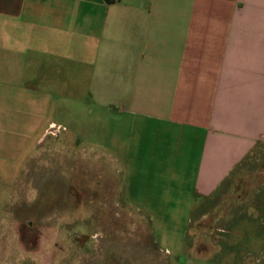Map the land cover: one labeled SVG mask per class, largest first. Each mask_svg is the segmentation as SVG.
Masks as SVG:
<instances>
[{
  "label": "crops",
  "instance_id": "obj_1",
  "mask_svg": "<svg viewBox=\"0 0 264 264\" xmlns=\"http://www.w3.org/2000/svg\"><path fill=\"white\" fill-rule=\"evenodd\" d=\"M88 102L101 110L102 154L118 142L122 172L134 174L125 188L236 194L230 243L238 252L245 237L254 254L264 238V0H0L1 109H37L38 120L68 109L75 125Z\"/></svg>",
  "mask_w": 264,
  "mask_h": 264
},
{
  "label": "rangeland",
  "instance_id": "obj_2",
  "mask_svg": "<svg viewBox=\"0 0 264 264\" xmlns=\"http://www.w3.org/2000/svg\"><path fill=\"white\" fill-rule=\"evenodd\" d=\"M1 108L0 264H264V238L254 254L245 237L238 252L231 246L236 194L196 200L161 183L125 188L134 174L122 172L118 142L102 154L95 105L74 109L75 125L68 109L38 120L37 109Z\"/></svg>",
  "mask_w": 264,
  "mask_h": 264
},
{
  "label": "built area",
  "instance_id": "obj_3",
  "mask_svg": "<svg viewBox=\"0 0 264 264\" xmlns=\"http://www.w3.org/2000/svg\"><path fill=\"white\" fill-rule=\"evenodd\" d=\"M61 127L60 126H58V130L60 129Z\"/></svg>",
  "mask_w": 264,
  "mask_h": 264
}]
</instances>
